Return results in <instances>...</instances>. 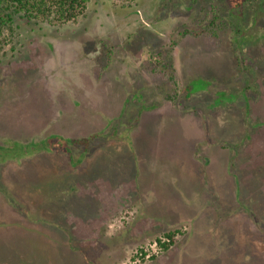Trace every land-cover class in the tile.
Here are the masks:
<instances>
[{"label": "rangeland", "instance_id": "1", "mask_svg": "<svg viewBox=\"0 0 264 264\" xmlns=\"http://www.w3.org/2000/svg\"><path fill=\"white\" fill-rule=\"evenodd\" d=\"M161 1L152 10L155 0H86L74 22H15L0 51V139L89 138L78 166L52 148L40 151L43 141L3 149L0 184L28 214L0 192V264H264V127L254 124L255 110L264 113V83L250 100L216 109L200 93L164 101L158 53L181 88L185 77L209 71L215 43L179 37L207 24L203 4ZM129 28L140 40L133 46ZM102 45L113 49L107 63ZM226 77L240 88L235 72ZM105 159L119 169L130 160L125 185L108 183ZM65 172L78 187L72 199L58 198L60 211L72 206L60 221L37 195ZM175 228L187 234L160 256L155 239ZM139 249L145 255L134 257ZM120 250L129 257L118 262Z\"/></svg>", "mask_w": 264, "mask_h": 264}, {"label": "trees", "instance_id": "2", "mask_svg": "<svg viewBox=\"0 0 264 264\" xmlns=\"http://www.w3.org/2000/svg\"><path fill=\"white\" fill-rule=\"evenodd\" d=\"M167 1V0H166ZM175 3H179L183 0H174ZM212 0H210L211 2ZM214 4L211 5L210 10L203 7L205 0H193L189 1L193 5L196 2L203 4L201 7L200 15L204 11L205 17L209 16L208 22L205 25L206 20H200L199 26L196 28H184L179 33L181 38H207L214 41V50L210 58H208L205 67L207 70L203 73H199L194 78L193 75L187 76L182 83V87L178 88L179 84L175 80L174 73L175 68L170 62H167L164 51L158 53V58L163 59L161 65H158L161 72L165 75V82L162 83V91H164L163 99L169 103L174 104L175 99L178 97L185 99V101H191V98L198 93L207 101L212 103L216 108L223 107L231 99L246 98L251 99L257 95L259 86L264 83V0H213ZM86 0H0V51L4 45L7 44L14 34L15 22L17 20H25L27 23L36 20H42L49 25L66 24L76 21L80 16L84 15ZM152 3V10L159 9L163 3L161 0H155ZM192 6V5H191ZM161 30L163 28H160ZM134 28H129L125 31V42L130 43L133 46L138 40L133 32ZM124 32V31H123ZM151 32V31H150ZM151 36H155L156 33L151 32ZM157 36V35H156ZM129 45V44H128ZM102 56L108 62L113 53L111 48L101 46ZM212 60L215 62L222 61V68L212 67ZM205 69V68H204ZM156 72V68L154 69ZM228 71L235 72L236 76L241 77V86L239 89L228 87L230 79L226 77ZM193 77V78H192ZM228 105V104H227ZM264 109V102H263ZM126 113H122L119 120L129 121L126 119ZM248 121V120H246ZM254 124L262 125L264 127V113L255 110ZM264 133V130H263ZM92 137V135L90 136ZM89 138V137H87ZM87 138H61L57 135L42 138L41 140H34L33 138L27 141L21 139H13L9 137H1L0 139V162L7 160L6 152L3 149L14 150V152L27 147L31 143H38L43 141L45 145L40 148V151H51V148L59 153L67 156L69 162L74 166H78L82 161V155L84 153V146H86ZM47 146V147H46ZM38 148V147H37ZM129 159V158H128ZM124 162V166L119 169L115 168L111 164V160H102L104 168L107 169L108 183H112L115 187L117 184L111 179H121L118 183L126 184L128 182L127 175L133 172V168L130 160ZM93 166V165H92ZM91 166V167H92ZM101 163L96 164L94 167L95 174H101L99 170ZM113 167V168H112ZM55 178L54 189H47L44 192L45 197H41L42 191L38 190V201L41 205L42 202H46V208L50 210L51 207L58 209L56 215L50 214L48 217L65 219V213L72 212V206L69 209L66 206L63 211H60V207L57 206L58 198L67 200L75 196L77 192L78 184L77 178L73 173H60L53 174ZM52 175V176H53ZM60 179V181H57ZM126 179V180H125ZM49 180L47 183H52ZM120 185V184H118ZM8 187L0 184V192L6 195L8 204L14 207L17 211L22 212L24 215L28 210L22 205L15 202L12 199L11 192L7 190ZM55 190V191H53ZM43 196V195H42ZM97 200H93L95 203ZM61 205H64L60 202ZM76 208V207H74ZM73 208V209H74ZM78 212L77 208L73 210ZM93 209H87V212H92ZM62 212V213H61ZM89 215V214H87ZM46 219V218H45ZM52 221V220H50ZM59 221V222H60ZM54 222H51L53 224ZM187 232L182 228H175L167 230L162 233L160 237L155 239V245L158 247L159 255L166 254L171 248L178 245V240L183 238ZM142 257L145 255L142 249H139L134 257ZM154 260V259H152Z\"/></svg>", "mask_w": 264, "mask_h": 264}, {"label": "crops", "instance_id": "3", "mask_svg": "<svg viewBox=\"0 0 264 264\" xmlns=\"http://www.w3.org/2000/svg\"><path fill=\"white\" fill-rule=\"evenodd\" d=\"M113 238H114V237H112L111 239H113ZM110 241H111V240H110ZM110 245H111V247H112L113 250H118V249L115 248L111 243H110ZM120 251H121V250H120ZM125 252H126V250L124 251V254H123V251H121L120 257L117 258V261H118V262H120L124 256H125V257H127V256L129 257V253L126 254ZM107 256H108V255H107ZM108 257H109V256H108ZM108 257H107V258H108ZM128 257H127V258H128ZM123 259H124V258H123ZM124 260H125V259H124Z\"/></svg>", "mask_w": 264, "mask_h": 264}, {"label": "built area", "instance_id": "4", "mask_svg": "<svg viewBox=\"0 0 264 264\" xmlns=\"http://www.w3.org/2000/svg\"><path fill=\"white\" fill-rule=\"evenodd\" d=\"M155 245V244H154ZM156 246V245H155Z\"/></svg>", "mask_w": 264, "mask_h": 264}]
</instances>
